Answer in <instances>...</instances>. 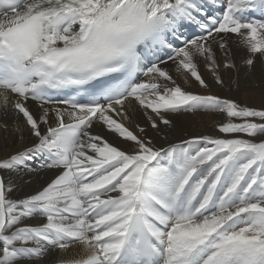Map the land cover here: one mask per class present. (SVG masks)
Wrapping results in <instances>:
<instances>
[{
  "label": "snow or ice",
  "instance_id": "obj_1",
  "mask_svg": "<svg viewBox=\"0 0 264 264\" xmlns=\"http://www.w3.org/2000/svg\"><path fill=\"white\" fill-rule=\"evenodd\" d=\"M233 34L264 64V0H0V133L33 140L0 171L57 170L22 199L0 176V264H264V104L188 90L225 84ZM198 111L226 114L223 135L154 143ZM73 245L83 255L61 259Z\"/></svg>",
  "mask_w": 264,
  "mask_h": 264
},
{
  "label": "bare ground",
  "instance_id": "obj_2",
  "mask_svg": "<svg viewBox=\"0 0 264 264\" xmlns=\"http://www.w3.org/2000/svg\"><path fill=\"white\" fill-rule=\"evenodd\" d=\"M230 47L232 50V58L236 64L235 69H225L223 67V58L220 53L217 52L218 63L221 65L218 71L221 78L225 81V84L223 86L213 85L209 90H204L201 89L194 80H191L188 90L200 94L219 95L221 98L236 100L241 105L260 107L264 104V84L260 83L261 80L264 79V64H262L261 57L257 55L253 67L249 69L244 63L247 58L246 49L239 45V38L235 34L230 37ZM161 59H166V57L161 55ZM198 63L201 74L211 83V74L206 69L204 63L202 61H198ZM162 67L168 69L170 74L177 79V83H182L175 71V65L171 61H167ZM141 79L145 78L141 77ZM29 105L33 112L39 111L37 106L31 101H29ZM133 109L134 113L126 126L131 130L136 131L135 124L138 123L141 126H145L146 121L144 120L139 107L135 105V102L133 103ZM169 118L173 121L174 127L166 129L159 134L158 138H154V143H157L158 146L162 145L167 147L168 143H179L182 140H188L194 136H221L223 134L218 131V125L228 120L226 114L215 111L170 114ZM233 121L241 122L238 118H233ZM91 131L94 135H100L114 145L121 146L122 148L129 147L122 138H119L116 134L110 132L98 123L93 125ZM150 134L156 137V134ZM239 135L244 136V134ZM164 136H167V140L163 139ZM244 138L247 137L245 136ZM258 140L259 138H257V142ZM32 142L33 140L31 137L20 142L11 135L5 140L3 133H0V158H6L8 155L21 150L26 146H31ZM37 163L39 162L34 163L32 166L35 168ZM56 175L57 170L50 169H40L24 175L0 171V176H3L6 182L11 179L16 185L15 189L9 193V198L11 199H22L29 194H34L50 182ZM44 222V218L39 215L23 221L24 224L28 225H39ZM82 255L83 252L81 247L79 245H73L69 250L60 254V258L70 260L79 258ZM56 260L57 254L50 252L47 257L40 261V264H55Z\"/></svg>",
  "mask_w": 264,
  "mask_h": 264
},
{
  "label": "rangeland",
  "instance_id": "obj_3",
  "mask_svg": "<svg viewBox=\"0 0 264 264\" xmlns=\"http://www.w3.org/2000/svg\"><path fill=\"white\" fill-rule=\"evenodd\" d=\"M234 122L240 123V121L239 122L238 121H234Z\"/></svg>",
  "mask_w": 264,
  "mask_h": 264
}]
</instances>
